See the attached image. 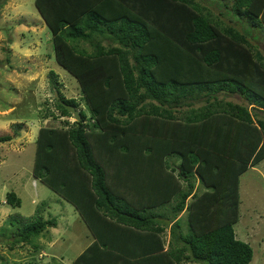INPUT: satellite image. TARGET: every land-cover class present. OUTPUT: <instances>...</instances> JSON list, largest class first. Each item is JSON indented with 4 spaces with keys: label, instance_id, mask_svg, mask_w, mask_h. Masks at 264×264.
I'll list each match as a JSON object with an SVG mask.
<instances>
[{
    "label": "trees",
    "instance_id": "1",
    "mask_svg": "<svg viewBox=\"0 0 264 264\" xmlns=\"http://www.w3.org/2000/svg\"><path fill=\"white\" fill-rule=\"evenodd\" d=\"M33 3L89 112L34 138L31 174L92 237L70 264H247L252 248L233 224L238 177L264 157V54L247 37L264 30V0L231 1L241 31L197 0ZM53 98L72 115L61 101L75 107L74 97ZM5 201L20 203L13 190ZM55 224L15 217L12 242L38 249L31 238ZM114 235L126 247L111 246Z\"/></svg>",
    "mask_w": 264,
    "mask_h": 264
},
{
    "label": "rangeland",
    "instance_id": "2",
    "mask_svg": "<svg viewBox=\"0 0 264 264\" xmlns=\"http://www.w3.org/2000/svg\"><path fill=\"white\" fill-rule=\"evenodd\" d=\"M197 1L213 16L241 31V21L226 10L232 0H221L226 6L217 0ZM247 37L264 54V30L252 27ZM58 94L74 97L75 108L88 115L76 78L54 59L50 32L33 0H0V135L10 136L0 141V264H68L87 237L73 206L31 174L37 128L63 126L65 121L74 120L72 115H60L53 98ZM226 98L243 101L235 93ZM9 190L19 197V205L5 201ZM238 194L234 234L252 248L247 264H264V157L239 175ZM34 213L43 219L56 218L54 226H46L31 238L42 243L44 249H35L29 242H12L15 217ZM177 216L183 219V212ZM168 238L165 227L161 232L165 247ZM176 264L199 263L185 260Z\"/></svg>",
    "mask_w": 264,
    "mask_h": 264
},
{
    "label": "crops",
    "instance_id": "3",
    "mask_svg": "<svg viewBox=\"0 0 264 264\" xmlns=\"http://www.w3.org/2000/svg\"><path fill=\"white\" fill-rule=\"evenodd\" d=\"M87 232H88V231H87ZM86 236H87L86 239L83 240L84 242H83L82 245L80 246V250H79V252H80V251L82 250V248L85 247V246L91 241V239H92V237L90 236L89 233H88ZM114 236H116V235H114ZM62 237H63V236H62ZM116 237H118V241H117L115 244L111 245V246H113V247H117V248H123V247H126L127 244H125L124 242H127V241H125L124 239H120L119 236H116ZM41 244H42V243H41ZM43 246H44V245L42 244V246H40L39 248H40V249H44ZM163 247L165 248V246H163ZM39 248H38V249H39ZM77 253H78V252H77ZM77 253H76V254H77ZM76 254H75V255H76ZM59 255L62 257V254H59ZM75 255H74V256H75ZM74 256H73V257H74ZM73 257L70 259V261H69L68 264H70V262H71V260L73 259Z\"/></svg>",
    "mask_w": 264,
    "mask_h": 264
},
{
    "label": "water",
    "instance_id": "4",
    "mask_svg": "<svg viewBox=\"0 0 264 264\" xmlns=\"http://www.w3.org/2000/svg\"><path fill=\"white\" fill-rule=\"evenodd\" d=\"M61 103L64 105V107L71 112V114L74 116V119L78 118V110L72 106L71 104L65 103L61 101Z\"/></svg>",
    "mask_w": 264,
    "mask_h": 264
}]
</instances>
